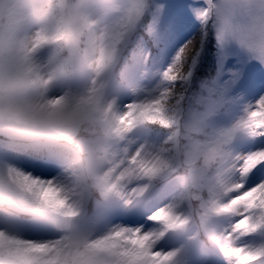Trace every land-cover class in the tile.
Wrapping results in <instances>:
<instances>
[{
	"label": "clouds",
	"instance_id": "1",
	"mask_svg": "<svg viewBox=\"0 0 264 264\" xmlns=\"http://www.w3.org/2000/svg\"><path fill=\"white\" fill-rule=\"evenodd\" d=\"M249 3L264 12V0H204L218 49L264 53V15L250 16ZM140 6L141 0H0V233L24 240L38 227L51 235L63 264H120L93 245L122 223L101 209L128 210L121 193H134L138 180L131 154L150 132L143 123L125 129L117 122L123 102L145 82L131 25ZM211 128L205 122L158 181L175 183L188 198L180 210L186 223L174 230L157 225L165 235L154 250L190 237L214 249L213 233L235 219L214 211L239 185L233 150ZM31 159L55 166L48 183L61 189L64 208L38 212L35 194L17 182L16 173L37 179L23 167ZM196 259L193 251L189 264Z\"/></svg>",
	"mask_w": 264,
	"mask_h": 264
},
{
	"label": "snow or ice",
	"instance_id": "2",
	"mask_svg": "<svg viewBox=\"0 0 264 264\" xmlns=\"http://www.w3.org/2000/svg\"><path fill=\"white\" fill-rule=\"evenodd\" d=\"M158 5L151 6L149 0H141L138 15L131 21L135 33L134 42L141 53L145 66L142 73L144 84L122 104L123 112L117 118L118 125L131 129L139 123L150 126L146 139L132 152L131 163L138 177L136 191L131 195L121 193L128 201V210L102 208V215L110 213L114 220L122 223L108 235L96 241L93 247L113 253L120 258V264H189L193 251L197 253L196 264H264V241H249L248 237L264 233V179L246 186V181L257 174L264 176V95L243 107V115L234 125V132H244L254 138L255 147L249 149L253 141L245 140L240 151H232L233 171L238 187L232 192L233 199L228 204H218L214 211L228 213L235 219L220 233H213L215 248L199 245L195 237L187 243L174 247L172 241L154 246L165 235L157 225L166 229L182 227L186 221L181 208L188 198L187 193L178 189L175 183H164V177L175 167L176 153L184 144L199 134L205 122L212 124L214 115L225 108L226 100L219 87L206 94H193L187 87L192 75V66L200 50L212 35L208 27L207 13L201 10L199 20L201 34L199 39L187 41L176 52L172 62L162 73L159 86H148L149 71L156 57L139 39V31L152 33L155 28ZM250 16H261L254 3L246 5ZM152 20L146 23L148 15ZM44 37H38L42 42ZM252 59L264 64V53L254 52ZM53 103H59V100ZM195 114L189 119L190 114ZM169 129L165 133L164 129ZM212 136L220 142L230 144L232 133L220 134L213 128ZM23 167L34 173L37 179L16 173V180L27 191L37 197L38 212L47 209H62L66 197L61 189L49 184L56 177L53 164L31 159L23 162ZM115 187V186H114ZM69 215L75 212L71 209ZM0 264H63L61 252L57 249L51 235L40 228L30 229L27 239H9L0 233Z\"/></svg>",
	"mask_w": 264,
	"mask_h": 264
},
{
	"label": "rangeland",
	"instance_id": "3",
	"mask_svg": "<svg viewBox=\"0 0 264 264\" xmlns=\"http://www.w3.org/2000/svg\"><path fill=\"white\" fill-rule=\"evenodd\" d=\"M155 4L159 6V10L154 31L152 33L145 31L147 37L142 35L144 34L142 30L139 31V39L156 57V62L148 73L150 87L159 86L162 82V73L172 62L179 48L191 38L199 39L201 34L199 12L204 6V0H155ZM151 20L152 15L149 14L146 23ZM210 36L212 39L206 41L196 57L187 84L191 83L195 74L203 67L204 58L209 57L212 76L199 83V91L195 94H199L201 90L207 92L219 87L226 100L227 111L222 110L213 116L212 128L220 134L232 133L230 146L233 151H240V145L245 140L253 141L248 145L251 149L256 146L254 138L248 137L244 132H234L233 129L238 118L243 115L244 105L264 95V64H260L235 46L225 50L218 49L213 35ZM260 179H264V176L257 174L256 177H250L246 181V186L259 183ZM247 239L259 243L264 241V233Z\"/></svg>",
	"mask_w": 264,
	"mask_h": 264
},
{
	"label": "trees",
	"instance_id": "4",
	"mask_svg": "<svg viewBox=\"0 0 264 264\" xmlns=\"http://www.w3.org/2000/svg\"><path fill=\"white\" fill-rule=\"evenodd\" d=\"M142 31L145 34V31L144 30H142ZM144 34H142V35H144ZM196 39H198V38H196ZM209 39H212L211 36L209 37ZM203 63H204L203 67L200 69V71H198L195 74L191 83L187 84L189 91L192 92L193 94H195L199 91V88H198L199 83H203L202 81H206V77L208 79H210L209 77L212 76V69H211L212 67L210 66V63H211L210 58L209 57L204 58Z\"/></svg>",
	"mask_w": 264,
	"mask_h": 264
},
{
	"label": "bare ground",
	"instance_id": "5",
	"mask_svg": "<svg viewBox=\"0 0 264 264\" xmlns=\"http://www.w3.org/2000/svg\"><path fill=\"white\" fill-rule=\"evenodd\" d=\"M206 79L208 80V78L206 77Z\"/></svg>",
	"mask_w": 264,
	"mask_h": 264
}]
</instances>
